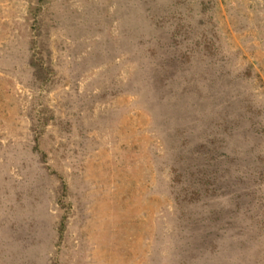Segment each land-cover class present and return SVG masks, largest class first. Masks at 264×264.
<instances>
[{"label":"rangeland","instance_id":"rangeland-1","mask_svg":"<svg viewBox=\"0 0 264 264\" xmlns=\"http://www.w3.org/2000/svg\"><path fill=\"white\" fill-rule=\"evenodd\" d=\"M0 264H264V0H0Z\"/></svg>","mask_w":264,"mask_h":264}]
</instances>
